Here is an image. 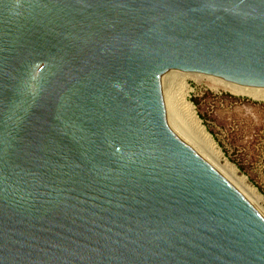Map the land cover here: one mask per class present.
Wrapping results in <instances>:
<instances>
[{
	"label": "water",
	"instance_id": "obj_1",
	"mask_svg": "<svg viewBox=\"0 0 264 264\" xmlns=\"http://www.w3.org/2000/svg\"><path fill=\"white\" fill-rule=\"evenodd\" d=\"M172 72L264 89V0H0V264H264Z\"/></svg>",
	"mask_w": 264,
	"mask_h": 264
},
{
	"label": "rangeland",
	"instance_id": "obj_2",
	"mask_svg": "<svg viewBox=\"0 0 264 264\" xmlns=\"http://www.w3.org/2000/svg\"><path fill=\"white\" fill-rule=\"evenodd\" d=\"M186 84L187 101L206 133L264 200V102L231 94L207 76L191 74Z\"/></svg>",
	"mask_w": 264,
	"mask_h": 264
},
{
	"label": "bare ground",
	"instance_id": "obj_3",
	"mask_svg": "<svg viewBox=\"0 0 264 264\" xmlns=\"http://www.w3.org/2000/svg\"><path fill=\"white\" fill-rule=\"evenodd\" d=\"M190 75L172 72L163 77L158 92L163 114L177 128L182 137L194 147L198 155L225 179L264 220V200L262 196L253 187L249 186L246 178L240 176L238 170L225 159L211 136L206 133L198 121L192 105L187 101L189 88L186 80L189 79ZM216 81L224 89L229 90L231 94L264 102V89L246 88L220 80Z\"/></svg>",
	"mask_w": 264,
	"mask_h": 264
}]
</instances>
